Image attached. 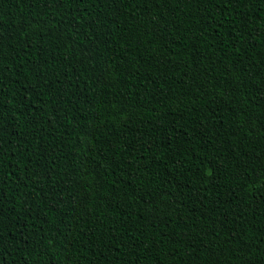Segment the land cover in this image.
<instances>
[{"label": "trees", "instance_id": "trees-1", "mask_svg": "<svg viewBox=\"0 0 264 264\" xmlns=\"http://www.w3.org/2000/svg\"><path fill=\"white\" fill-rule=\"evenodd\" d=\"M0 264H264V0H0Z\"/></svg>", "mask_w": 264, "mask_h": 264}]
</instances>
